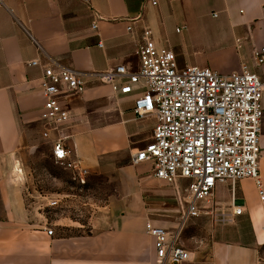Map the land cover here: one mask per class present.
Wrapping results in <instances>:
<instances>
[{
    "label": "crops",
    "instance_id": "1",
    "mask_svg": "<svg viewBox=\"0 0 264 264\" xmlns=\"http://www.w3.org/2000/svg\"><path fill=\"white\" fill-rule=\"evenodd\" d=\"M180 22L217 37L208 56H190L180 66L225 74L246 66L264 79V65L255 60L264 45V0H158L155 6L147 0H0V264H155L146 223L177 226L181 211L169 186L182 189L186 182L170 185L155 178L152 163L133 164L155 121L137 119L134 95H117L92 74L122 63L138 70L143 25L180 57L170 38ZM36 58L54 59L87 80L83 93L62 99L72 115L65 143L89 170L87 185L76 182L77 190H40L47 175L21 171L43 144L53 156L57 139L55 132L43 137L42 68L28 63ZM260 143L264 185V115ZM234 198L243 214L219 222L221 214L229 217ZM53 200L57 206L49 205ZM213 201L211 214L183 228L191 258L182 264H264V210L254 180L219 184ZM89 206L92 216L83 220Z\"/></svg>",
    "mask_w": 264,
    "mask_h": 264
},
{
    "label": "built area",
    "instance_id": "2",
    "mask_svg": "<svg viewBox=\"0 0 264 264\" xmlns=\"http://www.w3.org/2000/svg\"><path fill=\"white\" fill-rule=\"evenodd\" d=\"M147 1L153 6L158 3ZM96 18L101 17L96 14ZM128 30L132 31V26ZM142 36L136 51L138 70L122 63L92 75L117 95H134L137 119L151 117L155 121L151 140L132 154L133 164L152 163L155 178L170 185L186 182L182 189L175 187L181 211L177 226L168 230L152 221L146 223L147 232L155 239V264H182L191 258L181 242L183 228L189 220L211 214L219 184L254 180L264 210L260 171L264 79L246 66L226 74L211 67L180 66L175 51L158 44L147 25L142 27ZM255 60L264 65V45L255 52ZM28 63L42 68L41 89L46 100L40 118L47 124L43 137L49 140L53 132L57 134L52 141L55 162L70 171L79 185L86 186L89 170L65 143L69 136L64 129L72 115L62 99L83 93L87 80L54 59L42 63L36 58ZM58 203L53 200L49 205ZM231 207L229 217L221 214L219 222L243 214L235 198ZM47 232L54 234L52 228Z\"/></svg>",
    "mask_w": 264,
    "mask_h": 264
},
{
    "label": "rangeland",
    "instance_id": "3",
    "mask_svg": "<svg viewBox=\"0 0 264 264\" xmlns=\"http://www.w3.org/2000/svg\"><path fill=\"white\" fill-rule=\"evenodd\" d=\"M206 19L205 21L208 22L209 17ZM176 29H180L181 31L175 33ZM171 31V41L177 44V48L181 52V56H177L180 63L187 62L190 56L191 58L198 54L208 56L217 41V37L209 30L204 28L197 30L193 25L190 24L188 26L183 24V22L175 24ZM149 120L152 122L151 119ZM24 165V169L22 166L21 171L47 175V179L38 182L40 190L48 188L56 191H64L66 189H72V187L77 190V183L72 179V173L55 162L46 144L39 147L36 157L30 154L27 163ZM17 169L20 170L19 167ZM87 188L89 189L90 187L87 186ZM169 189H171L172 194H175L174 187L169 186ZM88 210L87 215L82 217L83 220L92 216L91 206H89Z\"/></svg>",
    "mask_w": 264,
    "mask_h": 264
}]
</instances>
